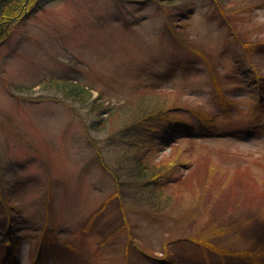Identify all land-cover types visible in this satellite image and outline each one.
<instances>
[{
	"label": "rangeland",
	"instance_id": "1",
	"mask_svg": "<svg viewBox=\"0 0 264 264\" xmlns=\"http://www.w3.org/2000/svg\"><path fill=\"white\" fill-rule=\"evenodd\" d=\"M19 2L0 31V264H264V0ZM172 107L190 126L168 142L134 134ZM133 153L159 170L144 186Z\"/></svg>",
	"mask_w": 264,
	"mask_h": 264
},
{
	"label": "trees",
	"instance_id": "2",
	"mask_svg": "<svg viewBox=\"0 0 264 264\" xmlns=\"http://www.w3.org/2000/svg\"><path fill=\"white\" fill-rule=\"evenodd\" d=\"M20 0H4V2L9 3V6L7 8L4 14H0V31L3 32L4 31V27L6 25L2 24L5 22V20L11 18V17H15V13L17 11V9L15 10V7L20 4L21 2H19ZM11 9V10H10ZM2 10H0V13ZM19 11V10H18ZM54 85L59 88L61 91H63L65 93L66 96H73V97H77V98H83V97H89V92L86 89L85 86H82L80 84H77V82L74 81H66V82H61V81H56L54 82ZM185 109H182V111H184ZM177 112V113H173V112ZM179 108L176 107H172V109L167 110L166 111V116L163 119L162 122L158 123V125L155 126V124L153 123V119H151V117L149 119H142L140 120L139 123V127H133L132 130L135 131L134 134H136L140 139H146L147 142L150 140L153 141H163L164 138L170 136V134L175 131V129H178L180 126H188L189 122L186 121H182L176 118H168V116L170 117L171 115H179ZM200 114V113H199ZM198 114V115H199ZM197 115V116H198ZM113 116V115H111ZM110 114H108V112L106 113V119L103 120L102 124L100 126H105L103 125L105 121H109V119L111 118ZM195 117V115H194ZM206 117H204L205 120ZM209 119V118H208ZM207 119V120H208ZM206 120V121H207ZM142 126V128H141ZM147 146V145H146ZM135 153L131 154V160L129 162L130 164V169L129 172V176L133 181H131L132 183H136L138 185L142 184L143 186L146 184V181L152 178V175H156L159 170H157L156 172L153 173V171L157 168L156 165H154L151 161L147 160L145 158V156H143L142 160L141 158L137 157L136 155H134ZM155 189V188H154ZM156 191V190H154ZM158 191V190H157ZM154 263L156 264H165L167 262L165 261H159V260H153Z\"/></svg>",
	"mask_w": 264,
	"mask_h": 264
}]
</instances>
